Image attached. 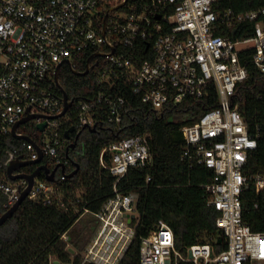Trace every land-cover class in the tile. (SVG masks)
<instances>
[{"label": "built area", "instance_id": "1", "mask_svg": "<svg viewBox=\"0 0 264 264\" xmlns=\"http://www.w3.org/2000/svg\"><path fill=\"white\" fill-rule=\"evenodd\" d=\"M218 1L0 0V210L11 209L27 187L25 180H8L9 164L38 157L31 142L12 135V127L23 119L31 117L16 127V134L39 147L42 158L36 165L49 172L57 168L50 183L43 175L35 177L26 199L67 211L55 179L66 165L63 154L68 148L60 137V119L74 121L78 132L119 126L126 102L117 84L130 88L160 116L185 100L206 103L214 93L217 107L180 128V160L189 168L212 171V181L203 189L218 213L215 226L224 235V249L216 254L204 243L181 253L170 226L159 221L139 237L138 264H264V232H252L243 216V194L249 189L256 196L264 192V176L246 174L257 140L233 103L237 87L248 76L240 53L252 51L250 63L264 74V8L220 15L213 10ZM241 22L253 24L251 37H235V29L231 37L214 35L216 23L231 28ZM89 51L103 54L92 59L102 63L93 62L91 72L98 67L97 83L106 85L92 98L68 99L66 114L55 118L64 110L62 97L53 89L56 67ZM41 123L45 128L39 131L35 126ZM30 124L35 137L25 133L23 126ZM49 129L45 141L41 135ZM98 162L113 179L112 192L98 211L82 208L74 213L79 218L89 215L96 223L80 264H120L137 239L140 219L138 194H124L119 185L130 169L152 165L148 136L124 137L102 150ZM60 239L68 244L66 234Z\"/></svg>", "mask_w": 264, "mask_h": 264}, {"label": "trees", "instance_id": "2", "mask_svg": "<svg viewBox=\"0 0 264 264\" xmlns=\"http://www.w3.org/2000/svg\"><path fill=\"white\" fill-rule=\"evenodd\" d=\"M262 8L264 0H219L213 10L222 15L229 10L240 14ZM261 24L264 27V19ZM215 28L214 35L223 37H231L234 29L235 37L240 38H249L253 32V24L243 22L231 28L216 23ZM92 53L85 52L71 59V69L83 73L86 60ZM252 54V51L240 53V61L246 65L248 76L237 87L233 103L246 122L249 135L257 140L256 150L248 157L246 174L264 176V74L250 63ZM93 62L99 66L102 60ZM97 68L84 77L74 75L67 65L60 69L58 82L68 99L92 98L106 85L100 87L97 83ZM117 86L126 102V111L119 126L104 125L96 132L87 129L78 132L74 121H66V117L59 120L60 137L66 141L67 147L80 133L76 146L68 151V158L63 154L66 161L64 173L58 170L55 176L61 200L68 210L25 199L13 216L0 226V264H50L51 257L60 263L80 264L96 223L89 215L79 218L74 213L82 208L98 211L112 192L113 179L107 170L101 169L98 162L100 153L124 137L143 134L148 136L152 165L144 169H130L119 185L124 194H138L140 219L137 239L120 264H138L139 237L147 235L159 221H165L170 226L176 249L181 253L190 246L204 243L211 244L216 254L224 249V235L215 226L218 213L208 204L210 198L203 189V185L211 183L212 171L202 166L189 168L180 160L184 146L180 128L197 121L204 111L217 107L214 93L206 103L203 100H185L180 107L163 111L160 116L148 105L141 104L140 98L130 88ZM53 89L62 97V92L56 86ZM23 127L29 137H35L36 130L32 125ZM71 127H74V132L69 133L66 140L64 134ZM105 160L108 161V158ZM76 164L79 165L78 172L67 179L66 176L75 170ZM35 167L27 169L26 173H31ZM61 176L65 177L63 181L59 180ZM147 176L150 177L149 182L145 181ZM243 197V216L250 230L254 233L264 232V192L256 196L253 189H249ZM254 203L258 205L256 209L253 208ZM3 213L5 210H0V216ZM82 221L84 227L77 239L68 237V244L60 239L63 234H72L76 224ZM70 241L79 247L76 251L70 246L76 253L74 255L67 248Z\"/></svg>", "mask_w": 264, "mask_h": 264}, {"label": "water", "instance_id": "3", "mask_svg": "<svg viewBox=\"0 0 264 264\" xmlns=\"http://www.w3.org/2000/svg\"><path fill=\"white\" fill-rule=\"evenodd\" d=\"M105 22H106V17L103 20V28H104ZM103 33H104V31H103ZM95 57H103V54H94V55H91L86 60V63H85V71L83 73H78L75 70H72L71 69V66H70V63H69L68 60H66L65 64H67L70 67V69L72 70V73L74 75L80 76V77L81 76L84 77L85 75H87V74H89L91 72L92 67L94 65H90V62ZM60 66H61V64L58 65L56 67V69H55L56 71H55V75H54V82H55V86L57 87V89H59L62 92V98L61 99H62V103H63L64 110L62 111L61 114L55 116V118H60V117L64 116L66 114L68 108H69V105H70V102L68 101V97H67L66 93L64 92L63 89H61V87L59 85V82H58V76H59V73H60V70H59ZM29 118H31V117H29ZM29 118H25L22 121L16 123L12 127L13 128L12 129V135L14 137L19 138V139H22V140H24L26 142H29V143L31 142L33 144V146H35V148L37 150L38 157L35 160H30V161L14 160V161H12V163L9 164V167L7 168V178H8V180L10 182H12L14 180H18V179L25 180L26 181V184H27V187L24 188L23 190H21L20 196H19L18 200L15 202V204L13 205V207L11 209H9L8 211H6L5 213H3L0 216V226H2L3 224H5L6 221L9 220L13 216V214L16 212V210L19 208V206L22 204V202L26 199V197L30 193L31 187L33 185L32 182H33V180H34L35 177H38V176L43 175V178L45 179V181H47V182L50 183L51 181H53L55 171L57 170V168H55L54 170H52V171L49 172V169L46 166L40 165L36 169H34L31 172V174H25V173L14 174L13 173L14 171H17V170H19L21 168H25V167H28V166H31V165L38 164L40 162L41 158H42V153H41L39 147L36 146L35 143H33V141L31 139H29L27 136H19V135L16 134V129H17L16 127L19 124H22V123L26 122L27 120H29ZM44 126H45V123H41V124L36 125L35 127H36L37 130L42 131L45 128ZM88 130L91 131V132H96L97 131L96 130V127L88 128ZM72 132H74V127H71L64 134V137H65L66 140L69 139V133H72ZM79 134L80 133H77V135L75 136L73 142L71 144H69V146H68V148L66 150V157L67 158H68V151H69V149H73L76 146V142H77V138H78ZM117 135L118 134H116V136ZM64 170H65V165H61L60 166V171H61L62 174L64 173ZM78 170H79V165L76 164L75 170L72 171L71 173H69L66 176L67 179H69L72 176H74V174H76L78 172ZM69 252L72 253L73 250L70 248Z\"/></svg>", "mask_w": 264, "mask_h": 264}, {"label": "rangeland", "instance_id": "4", "mask_svg": "<svg viewBox=\"0 0 264 264\" xmlns=\"http://www.w3.org/2000/svg\"><path fill=\"white\" fill-rule=\"evenodd\" d=\"M30 125H32V124H30ZM30 125H28V126H30ZM32 126H33V125H32ZM21 129H23V128H21ZM49 134H50V129H49L46 133H43L41 136L45 137V141H48V139H49ZM83 224H84L83 221L77 223L76 226H75V228H74V230H73V233H72L73 235L70 234L69 236H67V238H68V237H69V238L71 237L73 240H74V239H77L76 237H79V232H81L82 229H83V227H84ZM71 235H72V236H71ZM79 241H80V240H79ZM80 245H81V244H80ZM69 246L74 247V248L76 249V251L79 250V247H76L75 244H74V242H72V241H70ZM50 264H67V263H60V262H58V261L56 260V258L51 257V258H50Z\"/></svg>", "mask_w": 264, "mask_h": 264}, {"label": "flooded vegetation", "instance_id": "5", "mask_svg": "<svg viewBox=\"0 0 264 264\" xmlns=\"http://www.w3.org/2000/svg\"><path fill=\"white\" fill-rule=\"evenodd\" d=\"M93 64V60H91V62H90V65H92ZM67 64H63V65H61L60 66V68H59V70L62 68V67H65ZM68 66V65H67ZM61 71V70H60ZM78 73H82V72H78ZM32 166H36L35 167V169L38 167V165H31V166H28V167H25V168H21L20 170H19V172L20 173H26V170L27 169H30Z\"/></svg>", "mask_w": 264, "mask_h": 264}]
</instances>
